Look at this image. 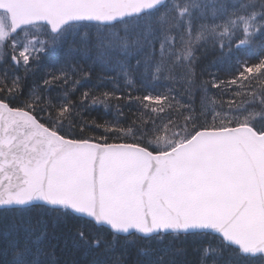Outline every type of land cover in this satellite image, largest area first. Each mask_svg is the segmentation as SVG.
Wrapping results in <instances>:
<instances>
[{"label":"snow or ice","instance_id":"1","mask_svg":"<svg viewBox=\"0 0 264 264\" xmlns=\"http://www.w3.org/2000/svg\"><path fill=\"white\" fill-rule=\"evenodd\" d=\"M27 23L0 32V264H183L189 237L195 264H264V45L162 78L99 33Z\"/></svg>","mask_w":264,"mask_h":264},{"label":"trees","instance_id":"2","mask_svg":"<svg viewBox=\"0 0 264 264\" xmlns=\"http://www.w3.org/2000/svg\"><path fill=\"white\" fill-rule=\"evenodd\" d=\"M184 1L185 0H172L171 4H174L175 7L177 3H182ZM254 2H252L254 4L251 8V11L258 12L264 9V0H254ZM166 14L167 12L164 9H160L142 18L127 20L113 27H99L95 25L80 24L66 28L63 33L67 32L68 34L75 35L77 43H79L81 39L86 38L85 34H90L91 36L95 37L96 34L99 33L109 38L115 45L116 51L113 53L110 52L109 49L105 48V52L111 55L113 59L117 58L118 56L121 57V51L118 49L117 44L122 45L125 43V40H127L130 44V46L127 48H130V50L128 52H124L123 50L122 56L127 57L128 55H138L141 62H143L146 57H150V74L156 73V70L159 69V75H161L162 78L164 75H171L173 71L177 73L183 71L186 73L188 66L193 60H196L197 57H199V62L196 67L198 78L201 67L207 68L209 72H216L218 67H221L222 69H227L230 67L234 70L236 68L237 60H243L246 57H249L251 54L256 53L260 49L261 45H264V35H261L259 32L250 41L249 46H247L241 52H233L234 54L230 55L231 58L228 56L226 59H224L222 65H213L212 61L216 60L220 55L219 52H216L215 55H213V46L218 43L205 36L182 35V38L178 41H175V45L171 49L164 48L161 50V46L159 45L161 40L157 38V33L161 26H164V22L171 16H166ZM201 25L204 26L203 24H200V26ZM113 35L114 39L111 37ZM133 40H135L136 43L143 41V45L136 48L135 45H131V41ZM184 43L186 48H189L187 53L179 49ZM73 46L75 47V45ZM83 50V46H81V51ZM176 50H178L180 54L184 55V57H179L178 53L176 55ZM189 52H191L192 55H188ZM93 54H96L95 49ZM185 57H187V59H185ZM252 58L254 59L255 57ZM102 74V69L97 67L92 78V83H97L98 81L96 77L102 76ZM221 74H223V72ZM245 91H247V89H245ZM224 99L226 101L228 97H225ZM226 106L227 105L225 104V107ZM134 111V109H124V112L128 115L129 119L132 118ZM217 111H219V108H217ZM196 244L197 240L192 237H189L186 240L176 241V247L183 246L188 250V254L186 256L179 257V261L183 262V264H195L196 254L193 249L196 247ZM87 258H89L87 254L81 256L82 260ZM128 259L129 264H136L138 257L136 255L135 249L130 250Z\"/></svg>","mask_w":264,"mask_h":264},{"label":"rangeland","instance_id":"3","mask_svg":"<svg viewBox=\"0 0 264 264\" xmlns=\"http://www.w3.org/2000/svg\"><path fill=\"white\" fill-rule=\"evenodd\" d=\"M251 2V3H250ZM254 0H185L182 3H177L176 6H170L166 9V16H170L164 22L158 31L157 38L163 49H171L175 45V41L182 38V35H196L205 36L216 41L219 45L221 42L228 44L229 41L234 39L239 40L242 44L249 46L253 37L264 29V9L260 11H251ZM247 5L248 7H245ZM203 24L204 26H200ZM0 32L9 31V22L5 14H0ZM247 28V32L245 29ZM30 35L29 38L35 36L40 39L45 33H49L44 27H32L24 29ZM185 32V34H184ZM67 33V32H65ZM65 33H60L63 35ZM114 39V35L111 36ZM118 45V49L128 52L130 48H125L124 43ZM143 41L135 44V47H141ZM247 46L242 47L240 50L231 51L241 52ZM181 51L187 53L189 48H186L185 43ZM178 49V50H179ZM176 50L179 57H184ZM228 52V49H225ZM231 58V56H229Z\"/></svg>","mask_w":264,"mask_h":264},{"label":"water","instance_id":"4","mask_svg":"<svg viewBox=\"0 0 264 264\" xmlns=\"http://www.w3.org/2000/svg\"><path fill=\"white\" fill-rule=\"evenodd\" d=\"M166 0H90L89 3L69 7L49 5L41 6L31 0H0V12L8 14L11 29L17 25L25 26L45 24L51 29L57 27V33L66 25L73 23H95L112 25L125 18L140 16L160 7ZM48 17L52 20L50 24ZM71 17L70 19H67ZM111 17V19H108ZM67 19L66 23L61 21ZM11 31V30H10Z\"/></svg>","mask_w":264,"mask_h":264}]
</instances>
